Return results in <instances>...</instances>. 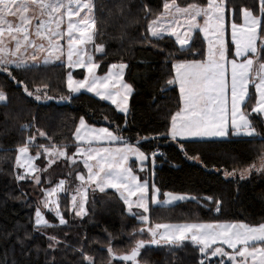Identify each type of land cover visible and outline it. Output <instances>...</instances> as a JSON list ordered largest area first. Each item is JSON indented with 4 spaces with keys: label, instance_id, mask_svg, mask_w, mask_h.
Returning a JSON list of instances; mask_svg holds the SVG:
<instances>
[{
    "label": "snow or ice",
    "instance_id": "snow-or-ice-1",
    "mask_svg": "<svg viewBox=\"0 0 264 264\" xmlns=\"http://www.w3.org/2000/svg\"><path fill=\"white\" fill-rule=\"evenodd\" d=\"M95 8L93 0H0V73H6L36 101L53 100L46 85L43 89L30 90L22 80H17L14 72L39 68L41 62L45 66L59 62L68 69V95H61L60 101L69 102L83 91L93 94L99 101L115 105L116 111L126 113L127 99L132 92V86L124 80L127 65L111 63L103 75L97 74L102 57L107 53L104 43H97L101 33ZM241 16L243 23L238 22ZM229 27L230 43L226 40ZM147 33L149 35L144 36L142 42L153 47L166 37L169 40L174 37L173 50L158 49L175 71L167 85L179 88L178 110L170 117L169 129L157 136L141 137L133 145L120 134L119 125L115 130L95 128L80 117L74 133L75 152L71 155L68 145L51 143V137L43 131H38L39 136L50 143L37 144L36 154L29 155L36 139L29 136L16 149L14 168L23 171H15L14 179L17 183L31 181L34 191L38 190L42 197L38 198L35 208L33 230L44 234L48 228L57 227L45 217L44 210L52 213L61 226L68 224L66 213L83 220L88 215L89 191L93 196L97 190L107 195L106 189H114L128 214L137 219L141 227L129 234L131 246L123 252L113 247L115 237L108 234V264L113 261L139 264L138 257L146 246L178 247L184 246L185 241L199 246L198 251L204 258L211 249L212 257H226L230 264H264V223L253 226L243 222L213 221L150 225L151 206H175L178 202L199 203V200L196 196L173 192L163 193L165 199L160 200L161 190L155 183L135 171L139 162V171L145 172V162L150 159L141 150L142 141L154 143L157 148L151 152L154 167L155 158L164 155L158 151L159 144L169 140L186 156L183 141L188 138L236 136L264 140V0H258L255 14L249 7L231 6V0H206L204 3L192 0L184 5L178 0H163V11L148 22ZM76 68L86 69L83 79L74 78L72 70ZM6 100V93L0 90V101ZM103 119L108 121L107 116ZM42 154L48 158V167L60 158L74 166L67 173L69 179L58 182L48 179L45 186L41 173L47 172V168L42 169L34 163ZM187 158L199 161V157ZM254 172L264 174V152L259 155L258 163L254 161L239 172L233 169L224 174L232 177L238 174L239 179L244 180ZM62 193L67 201L63 208ZM203 200L214 203L215 211L220 212L219 200L213 201L212 197ZM48 240V247L53 251L65 243L55 235L48 236ZM217 244L226 245L232 251L212 247ZM74 251L79 252L81 264H96L94 257L84 251V244ZM199 264H205V259ZM218 264L225 262L220 260Z\"/></svg>",
    "mask_w": 264,
    "mask_h": 264
},
{
    "label": "trees",
    "instance_id": "trees-1",
    "mask_svg": "<svg viewBox=\"0 0 264 264\" xmlns=\"http://www.w3.org/2000/svg\"><path fill=\"white\" fill-rule=\"evenodd\" d=\"M93 2L101 33L97 43H104L107 53L102 57L99 71L105 72L111 63L127 65L125 81L132 86L129 110L127 113L118 112L111 103L99 101L86 92L74 96L69 102L60 101L61 95H68L67 68L60 63L41 64L30 71L14 72L17 80H22L30 90L43 89L46 85L53 100L36 101L6 73H0V90L7 95V100L0 102V264H81L79 252L74 251L81 244H84V251L94 257L96 264H105L109 259L106 249L108 234L115 237L112 241L114 247L124 248L130 244L129 234L141 226L137 219L126 213L117 194L109 190L107 195L100 193L99 198H92L98 206L95 210L89 208L85 219L56 227V233L65 243L53 251L48 247V237L33 230V201H21L28 196L30 183H17L14 179L16 148L38 131L45 132L51 137V143L57 146L68 145L67 151L71 152L75 145V129L80 117H84L90 125L107 126L111 130L119 125L120 134L135 144L141 137L165 133L170 127L171 115L178 110V88L166 83L174 76V71L165 54L158 50H173L174 38L169 40L166 37L156 47L142 42L143 37L149 35L147 24L161 12L163 0ZM187 2L192 0H178L182 5ZM231 6H246L254 13L258 12V0H231ZM97 57L100 58V54ZM77 70L75 72L81 76L83 70ZM104 116L115 123L104 120ZM37 139L40 144L50 143L46 138ZM183 143L187 156L199 157V162L188 159L174 141L161 142L158 151L164 155L155 158L150 180L161 190L160 199L164 197L163 193L173 192L196 196L199 203L186 200L175 206H151L150 223L220 221L258 225L264 222V177L253 173L240 180L224 174L256 162L264 152V140L229 136L184 140ZM142 144L141 150L149 156L157 150L154 143L142 141ZM204 197L219 200L220 212L215 211L214 203L203 200ZM98 200L107 201L102 207ZM66 203L65 195H62V208ZM49 221L55 222L50 216ZM198 247L190 241L178 247L152 246L142 250L138 261L139 264H199L202 255ZM113 264L123 262L113 261ZM210 264L216 263L210 261Z\"/></svg>",
    "mask_w": 264,
    "mask_h": 264
},
{
    "label": "rangeland",
    "instance_id": "rangeland-1",
    "mask_svg": "<svg viewBox=\"0 0 264 264\" xmlns=\"http://www.w3.org/2000/svg\"><path fill=\"white\" fill-rule=\"evenodd\" d=\"M163 11V3H162V10H161V12ZM255 14V13H254ZM158 15V14H157ZM232 17L230 16V19H231ZM11 19V18H10ZM240 23H243V19H242V16L240 17ZM16 22H18V21H16ZM201 23H202V20H201ZM63 27H66V24L65 25H62V28ZM201 36H202V34H201ZM174 38V37H173ZM226 40H227V42H231V32H230V27H229V30H228V32L226 33ZM205 48H206V44H205ZM233 50H234V46H233ZM229 59H231V57H229ZM56 63V62H55ZM57 63H59V62H57ZM119 63H121V62H119ZM123 63V62H122ZM41 64H42V62H41ZM77 69H80V68H76V69H73L72 70V72H73V76H74V78L75 79H83V77H84V75H86L87 73H86V69H82L83 70V72H82V75L81 76H78V74L75 72V71H79V70H77ZM125 70H126V68L124 69V80H125ZM67 71H68V69H67ZM173 71H174V69H173ZM97 74L98 75H103L104 74V72L103 73H101L100 71H99V69L97 70ZM174 75H175V71H174ZM66 77H67V73H66ZM126 82V81H125ZM66 87H67V81H66ZM177 88H178V86H177ZM250 91H253L254 92V89H250ZM83 92V91H82ZM178 92H179V88H178ZM89 94H91V93H89ZM91 95H93V94H91ZM130 95H131V93L129 94V96H128V99H127V112H128V110H129V98H130ZM94 96V95H93ZM0 102H3V101H0ZM110 103V102H109ZM115 106V105H114ZM115 108H116V106H115ZM126 112V113H127ZM121 113H123V112H121ZM171 123V122H170ZM88 124V123H87ZM90 125V124H89ZM79 126V122H78V125H77V127ZM92 127H95V128H101V127H107V126H95V125H91ZM76 130V129H75ZM109 130H111L110 128H109ZM82 131V133L84 132V130H81ZM32 136H35L36 137V139H35V141H34V143H33V145H32V147H30V151H29V155H35L36 154V145L37 144H40V143H38V141H40V140H38L37 138H42V137H40L39 136V134H38V132L36 133V134H32ZM74 139H75V136H74ZM209 140V139H220V138H188V140ZM76 143V141L74 142V144ZM133 145H135V144H133ZM17 149V148H16ZM42 151V150H41ZM73 152H75V147H74V149H73V151H71V152H68L69 153V155H71ZM18 153L17 152H15V157H16V155H17ZM147 155V154H146ZM15 157H14V165H15ZM150 157V159L148 160V161H146L145 163H146V165H147V169H146V171L145 172H140L139 171V162H137V166H136V168H135V171H136V173L138 174V175H140V176H142V177H147V178H149L150 179V177H151V175H152V171H153V166H152V163H151V155L149 156ZM131 160H135V157H131ZM77 161H78V165H79V168H83V164H82V162H81V158H77ZM192 161H195V160H192ZM195 162H199V161H195ZM257 163H258V160L256 161ZM34 163L38 166V167H40V168H47V172H43V173H41V179H42V182H45V186H47V184H46V181L48 180V179H51V180H53V181H55V182H58L60 179H69V177L67 176V173L69 172V171H71L72 169H73V167L74 166H71V165H69V164H67L66 162H65V160H64V158H60V159H58L57 160V162L55 163V164H53L51 167H48V158L45 156V155H41L40 156V158L39 159H37V160H35L34 161ZM14 170L15 171H23V169H15L14 168ZM239 170H242V169H239ZM239 170H237V172H239ZM86 171V170H85ZM255 173V172H254ZM259 176H262V177H264V174H259V173H257ZM226 177H231V178H234V177H232V176H226ZM236 177H239L238 176V174H237V176ZM249 178V177H248ZM247 179V178H246ZM22 182H25V181H22ZM21 182V183H22ZM26 182H28V183H30V185H29V188H28V190H29V193H28V196H26L25 198H23L21 201H25V200H27V199H29V200H32L33 201V208H34V211H33V220H34V213H35V208H36V205H37V201H38V198H40V199H42V197H40V193H39V191L38 190H36V191H34V188H33V184H32V182L31 181H26ZM76 183H79L78 181L76 182ZM54 186V185H53ZM109 190H111V191H113V192H115V190L114 189H106V191H109ZM116 194H117V196L120 198V196H119V193H117V192H115ZM98 194H100V192L97 190L96 192H95V194H94V196H93V193L91 192V191H89V193H88V204L86 205V208L87 209H89V208H93L94 210L96 209V205L97 204H94L93 203V199H94V197H100V196H98ZM177 194H182V193H177ZM62 195H65V194H61V196ZM101 195H102V193H101ZM188 195V194H187ZM190 196V195H189ZM93 198V199H92ZM121 199V198H120ZM132 199H135V197H133ZM163 199H165V197H163V198H161L160 200H163ZM122 200V199H121ZM99 201V200H98ZM105 201H107V200H100L99 202H100V204H101V206L104 204V202ZM122 202H123V200H122ZM124 204V203H123ZM98 206V205H97ZM103 207V206H102ZM124 207H125V211H126V213H128L127 212V207H126V205H124ZM134 211H135V209H134ZM44 212H45V217L47 218V219H49V216L50 217H52L53 218V220H55V222H52V224H55V225H57L58 227H61V225H59V221H58V219H56L55 218V216L52 214V213H49L47 210H44ZM87 216H85L83 219H85ZM65 218L68 220V223L70 222V221H73V220H78V221H80L81 219L80 218H73V216H72V214H68V216H65ZM51 223V222H50ZM192 223H196V222H192ZM264 223V222H263ZM149 224L150 225H152V226H154V224L153 223H150V221H149ZM163 224H182V223H163ZM253 226H255V225H253ZM141 227V226H140ZM58 231V228H56V227H54V228H48L45 232H44V235H46L47 237L48 236H50V235H55L57 238H59L60 240H61V237L58 235V233H56ZM162 231V230H161ZM40 233V232H39ZM122 235H124V234H122ZM128 235V234H127ZM129 237V236H128ZM137 238H142V237H139V236H137ZM144 238H146V237H144ZM131 246V243L128 245V246H126V247H124V248H121V247H119V248H116L118 251H120V252H123V251H126L129 247ZM217 246H220V247H223L224 249H225V251H228V252H231L232 250L231 249H228L227 248V246L226 245H220V244H217V245H213L212 247L213 248H215V247H217ZM114 247V246H113ZM148 247H152V245H148V246H146L144 249H146V248H148ZM57 249V248H56ZM106 249H107V247H106ZM144 249H142V250H144ZM52 250V249H51ZM142 250H141V252H142ZM210 253H211V249L209 250V255H208V257L207 258H204V257H201V259H205V264H210V261H214L216 264H218V262L220 261V260H224V262H225V264H230V262H228L227 261V258L226 257H212L211 255H210ZM138 259H140V256L138 257ZM216 260H217V262H216ZM100 264V263H99ZM105 264H108V260L105 262Z\"/></svg>",
    "mask_w": 264,
    "mask_h": 264
},
{
    "label": "crops",
    "instance_id": "crops-1",
    "mask_svg": "<svg viewBox=\"0 0 264 264\" xmlns=\"http://www.w3.org/2000/svg\"><path fill=\"white\" fill-rule=\"evenodd\" d=\"M61 43H64V41H61ZM57 63V62H56ZM185 140H188V139H185Z\"/></svg>",
    "mask_w": 264,
    "mask_h": 264
}]
</instances>
